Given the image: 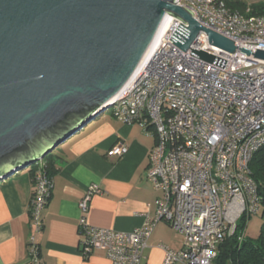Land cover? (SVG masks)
<instances>
[{
	"label": "built area",
	"instance_id": "built-area-1",
	"mask_svg": "<svg viewBox=\"0 0 264 264\" xmlns=\"http://www.w3.org/2000/svg\"><path fill=\"white\" fill-rule=\"evenodd\" d=\"M179 4L237 49L229 53L214 47L200 32L191 49L214 57L212 63L204 62L171 43L180 22L170 18L161 41L111 107L123 123H136L155 134L146 173L160 193L155 215L146 213L144 225L131 232L90 226L89 202L100 192L90 186L78 203L82 257L101 251L110 264H141L155 226L164 222L182 236L183 247L180 251L162 247V264H213L218 247L234 235L239 220L261 211L249 166L264 147V60L240 49L264 51V15L244 16L224 0ZM127 150L118 143L110 155L119 158ZM51 191L52 180L40 165L29 206L32 262L39 258L34 235L42 230L41 213Z\"/></svg>",
	"mask_w": 264,
	"mask_h": 264
},
{
	"label": "water",
	"instance_id": "water-1",
	"mask_svg": "<svg viewBox=\"0 0 264 264\" xmlns=\"http://www.w3.org/2000/svg\"><path fill=\"white\" fill-rule=\"evenodd\" d=\"M180 0H0V182L41 161L110 109L144 65L166 19L171 43L191 49L203 32L229 53L235 44L198 23ZM246 56L264 60V51Z\"/></svg>",
	"mask_w": 264,
	"mask_h": 264
},
{
	"label": "crops",
	"instance_id": "crops-1",
	"mask_svg": "<svg viewBox=\"0 0 264 264\" xmlns=\"http://www.w3.org/2000/svg\"><path fill=\"white\" fill-rule=\"evenodd\" d=\"M75 135V134H74ZM118 143L127 146L122 157L110 150ZM155 134L140 125L123 123L113 112L92 128L80 130L53 152L55 174L52 191L42 210V230L34 235L39 248L37 262L29 256L32 235L29 206L33 193L30 171H19L0 182V264H110L101 251L80 254L78 203L95 185L87 222L90 226L131 232L144 225V215H155L160 193L146 179L148 155ZM180 251L183 238L159 222L142 254L141 264H162L164 251Z\"/></svg>",
	"mask_w": 264,
	"mask_h": 264
},
{
	"label": "trees",
	"instance_id": "trees-1",
	"mask_svg": "<svg viewBox=\"0 0 264 264\" xmlns=\"http://www.w3.org/2000/svg\"><path fill=\"white\" fill-rule=\"evenodd\" d=\"M233 10L239 11L240 0H224ZM246 16L264 15V4L256 8H248ZM53 152L45 156L41 161L31 165L30 174L34 177L40 165L48 177L55 174ZM251 177L254 180L258 195L261 197V211L264 218V147L257 151L250 162ZM250 218L243 217L239 220L235 233L227 237L218 247L217 256L213 264H264V223L262 224L257 238L244 237V231Z\"/></svg>",
	"mask_w": 264,
	"mask_h": 264
},
{
	"label": "rangeland",
	"instance_id": "rangeland-1",
	"mask_svg": "<svg viewBox=\"0 0 264 264\" xmlns=\"http://www.w3.org/2000/svg\"><path fill=\"white\" fill-rule=\"evenodd\" d=\"M241 3L239 4V12L246 16L247 15V9L250 8H256L257 6L264 4V0H240ZM113 112V108L108 109L107 111H105L103 114H101L100 116H98L95 120L89 122L82 130H86L88 128H92L95 124H97V122L103 118V117H108V115H110V113ZM76 137V134L69 137V139H74ZM32 168V166L27 167L25 170L27 172L30 171V169ZM24 171V170H23ZM18 173V172H17ZM264 223V218L262 217V211L258 212L256 215H252L249 219V221L247 222V226L245 228L244 231V237L250 238V239H255L257 238L260 228L262 226V224Z\"/></svg>",
	"mask_w": 264,
	"mask_h": 264
},
{
	"label": "bare ground",
	"instance_id": "bare-ground-1",
	"mask_svg": "<svg viewBox=\"0 0 264 264\" xmlns=\"http://www.w3.org/2000/svg\"><path fill=\"white\" fill-rule=\"evenodd\" d=\"M170 22H171V19H166L165 23L163 24L160 32L158 33V36L152 46V48L149 50L148 54L146 55L145 59H144V62L147 61V59L149 58V56L153 53V51L155 50V48L157 47V45L159 44V42L161 41V38L162 36L164 35V33L167 31V29L169 28L170 26Z\"/></svg>",
	"mask_w": 264,
	"mask_h": 264
}]
</instances>
